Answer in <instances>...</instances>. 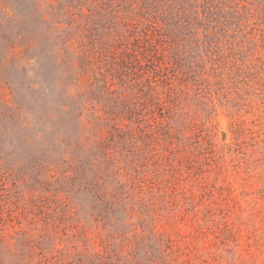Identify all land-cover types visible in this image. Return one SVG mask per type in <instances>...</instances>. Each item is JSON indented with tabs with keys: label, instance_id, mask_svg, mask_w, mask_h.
Instances as JSON below:
<instances>
[{
	"label": "trees",
	"instance_id": "trees-1",
	"mask_svg": "<svg viewBox=\"0 0 264 264\" xmlns=\"http://www.w3.org/2000/svg\"><path fill=\"white\" fill-rule=\"evenodd\" d=\"M75 3L63 65L77 50L117 162L81 172L100 231L85 261L264 264V0Z\"/></svg>",
	"mask_w": 264,
	"mask_h": 264
},
{
	"label": "rangeland",
	"instance_id": "rangeland-1",
	"mask_svg": "<svg viewBox=\"0 0 264 264\" xmlns=\"http://www.w3.org/2000/svg\"><path fill=\"white\" fill-rule=\"evenodd\" d=\"M75 1L0 0V264H88V241L100 233L81 172L91 162L112 172L117 162L96 145L103 122L88 114L95 102L76 82L78 51L63 65L70 41L79 43ZM88 123L96 129L83 131ZM70 163L72 178L82 177L77 192L64 180Z\"/></svg>",
	"mask_w": 264,
	"mask_h": 264
}]
</instances>
